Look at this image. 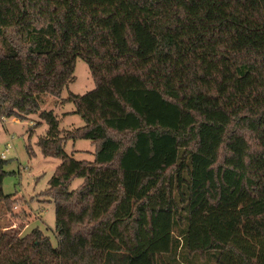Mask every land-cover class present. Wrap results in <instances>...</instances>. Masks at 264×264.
I'll return each instance as SVG.
<instances>
[{
	"label": "trees",
	"instance_id": "1",
	"mask_svg": "<svg viewBox=\"0 0 264 264\" xmlns=\"http://www.w3.org/2000/svg\"><path fill=\"white\" fill-rule=\"evenodd\" d=\"M78 58L95 88L61 100ZM37 114L59 245L3 231L0 264H264V0H0V119Z\"/></svg>",
	"mask_w": 264,
	"mask_h": 264
},
{
	"label": "rangeland",
	"instance_id": "2",
	"mask_svg": "<svg viewBox=\"0 0 264 264\" xmlns=\"http://www.w3.org/2000/svg\"><path fill=\"white\" fill-rule=\"evenodd\" d=\"M74 82L63 91L62 98H68L71 93L85 95L95 88L87 63L81 58L77 59ZM43 97V96H42ZM60 100L44 97L41 112L54 111L55 113L68 112L58 115L60 129L63 136L67 131H74L85 126V122L76 115L73 103L63 104L58 109ZM56 115V114H55ZM14 122L7 119L5 125L0 122V155L6 154L8 161L5 170L8 172L3 183V192L16 199L13 209L9 211L5 203H0V234L4 232L19 233L25 236L34 229H40L49 237L54 247L59 245L56 233V206L53 200L43 196L49 188V181L61 164V159L44 157L38 145L39 140L46 136L48 126L42 121L39 114L29 116L26 120ZM11 145V147H9ZM75 149L88 151L83 156H75L77 161H94L95 154H89L95 146L88 140L68 141L65 152ZM82 179H76L70 190L82 185ZM192 264H215L209 257L198 258Z\"/></svg>",
	"mask_w": 264,
	"mask_h": 264
},
{
	"label": "crops",
	"instance_id": "3",
	"mask_svg": "<svg viewBox=\"0 0 264 264\" xmlns=\"http://www.w3.org/2000/svg\"><path fill=\"white\" fill-rule=\"evenodd\" d=\"M63 99H66V98H61V100H63ZM61 100H60V102H59V106L57 107V108L60 109V110H61V108L63 107V104H61ZM60 113H61L62 115H66L68 112H63V111L61 110ZM60 113H55V112H54V114H56L57 118H58V115H59ZM58 120H59V119H58ZM59 122H60V120H59ZM61 131H63V129H61ZM75 148H76V146L74 145L73 148L71 149L70 153L67 152V154H68L70 157H72L73 159H75V156H78V155H79V156H83L85 153L88 152V151L83 150V149H75ZM91 149H92V151H89V154L94 155L96 149H95V147H94V148H91ZM75 160H76V159H75ZM79 161H81V160H79ZM82 161H87V160H82ZM90 162H92V161H90Z\"/></svg>",
	"mask_w": 264,
	"mask_h": 264
},
{
	"label": "built area",
	"instance_id": "4",
	"mask_svg": "<svg viewBox=\"0 0 264 264\" xmlns=\"http://www.w3.org/2000/svg\"><path fill=\"white\" fill-rule=\"evenodd\" d=\"M7 119H10V118L3 117V118L0 119V122L3 123L2 125H5V122H6ZM11 120L14 121V122H18L19 121V119H17L16 117H12ZM9 147H11V145H9ZM1 157H2V159H6V154L2 153Z\"/></svg>",
	"mask_w": 264,
	"mask_h": 264
}]
</instances>
